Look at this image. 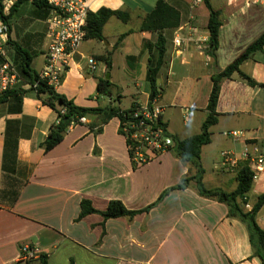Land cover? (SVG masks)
<instances>
[{
	"label": "crops",
	"instance_id": "obj_1",
	"mask_svg": "<svg viewBox=\"0 0 264 264\" xmlns=\"http://www.w3.org/2000/svg\"><path fill=\"white\" fill-rule=\"evenodd\" d=\"M165 1L181 13L178 28L191 19L196 26L194 41L179 52L173 42L178 28L165 31L167 55L157 80L163 120L173 138L184 140L201 132L213 76L264 33V7L247 0L219 1L216 7L211 0L222 22L219 48L213 55L202 0ZM157 2L88 0L92 12L103 7L119 10L130 16L126 25L133 16L138 22L134 28L118 32L113 42L107 31L120 20L113 17L103 29L105 40H84L57 91L85 108L117 106L118 102L127 110L134 101H151L147 73L150 60L158 56L157 33L141 32L140 28ZM18 22L17 13L10 26V39L17 43L14 25ZM46 32L47 25L44 48L32 62L39 73L48 44ZM124 34L127 36L120 39ZM7 44L8 35H0V63L7 59L15 64V51L10 49L7 56ZM107 56L110 69L102 60ZM89 58L97 62L95 72L89 68ZM240 69L257 85L251 86L238 74L221 82L218 122L211 128V142L201 151L205 186L229 193L238 187L237 173L223 166L221 153L231 151L240 163L247 146L257 145L264 153V51L243 62ZM108 74L113 84L111 98L97 89L99 79L107 80ZM141 78H146V89L138 83ZM29 87L28 79L20 76L16 88ZM127 96L132 97L131 105L122 108V98ZM16 106L13 97L0 104V264L19 262L23 245L38 247L49 264H263L255 254L247 225L231 218L227 205L200 196L192 186L171 191L148 214L133 220H107L104 235L102 216L93 214L77 221L83 199L91 200L98 210H105L112 200L122 201L130 210H140L184 177L195 175L197 169L172 151L135 167L117 117L98 134L91 129L97 117H87V124L69 129L59 145L46 151L44 145L57 122V113L34 93L22 97L19 113L11 111ZM231 131L240 132L239 137L225 136ZM15 191L19 196L13 203ZM263 193L261 173L247 196L250 208L244 203V210L252 211ZM257 223L264 229V206L257 213Z\"/></svg>",
	"mask_w": 264,
	"mask_h": 264
},
{
	"label": "trees",
	"instance_id": "obj_2",
	"mask_svg": "<svg viewBox=\"0 0 264 264\" xmlns=\"http://www.w3.org/2000/svg\"><path fill=\"white\" fill-rule=\"evenodd\" d=\"M202 2L203 10L208 15L207 31L210 36L209 50L211 54L214 55L219 48V33L222 26L220 12L213 7L211 0H202ZM27 3L34 5L39 11V16L47 20L50 15V9L45 0H17L10 14L7 16L3 14V7L0 1V21L5 23L8 27V42L17 54V64L15 65L19 71V76L26 77L30 86L29 89L14 87L0 99V104L6 102L9 97H13L15 98L17 106L11 108V111L13 110L14 112L16 111L19 113L21 111L22 97L28 93H34L44 105L52 108L57 113L58 119L57 122L51 126L48 140L44 145L46 151H50L64 140L71 124L78 123L81 117L96 116L97 121L91 124V129L98 134L103 130V126L111 119L116 117L122 118L123 112L126 110L121 109L119 106L112 105L98 108H85L78 106L73 100L59 93L56 87L50 85L46 79L41 78L39 72H37L32 66L34 55L36 54H33L27 48L17 42L11 41L10 39L11 21ZM113 17H116L123 22H128L130 19L127 12L111 10L105 7L99 9L97 12L90 11L87 18L85 40H105L103 29L107 22ZM194 23L195 22L192 21V24L196 27ZM180 24V11L175 9L165 0H158L155 9L145 17L141 25V32L157 33L155 47L158 56L155 60H150L147 73V81L150 84L152 99H155L159 95L157 80L167 55V38L165 36V31L176 29ZM125 36H127V34L122 35L120 39ZM260 51H264V33L226 69L213 76V88L209 98L208 115L201 127V132L184 140L174 138V145L172 146L171 151L181 161L185 163L192 162L197 169L195 175L184 177L179 184L163 192L156 202L140 210H130L119 200H112L108 203L105 210H98L94 207L91 200L83 199L81 202V213L77 221L93 214L102 216L103 223L101 225L104 235L105 222L107 220L119 218L133 220L138 215L148 214L153 208L157 207L171 191L184 190L192 186L200 196L227 205L229 208V216L231 218H237L247 225L250 234V241L255 250V254L264 264V229L257 223V213L264 206V193L259 196L258 202L252 211L247 212L243 207L245 203L243 199L251 192L254 182L253 172L249 168L248 163L245 161L239 163L238 168L236 169L238 187L234 192L230 193L221 189H211L206 187L203 183L204 169L201 165L202 148L211 142V128L218 122L216 108L221 91V82L224 79L231 78L234 74H238L248 84L256 86L257 83L250 76L242 72L240 66L243 62L252 58L253 55ZM102 58V60L106 62L107 68L110 69L112 63L109 60V57ZM112 87L113 84L110 80L99 79L97 83L98 92L103 96L112 94ZM16 148L17 145H15V154ZM18 196V192L15 191L12 201L13 203L16 202ZM37 261L38 264H49L48 257L44 253L40 254ZM32 262H24L20 260L16 264H31Z\"/></svg>",
	"mask_w": 264,
	"mask_h": 264
},
{
	"label": "built area",
	"instance_id": "obj_3",
	"mask_svg": "<svg viewBox=\"0 0 264 264\" xmlns=\"http://www.w3.org/2000/svg\"><path fill=\"white\" fill-rule=\"evenodd\" d=\"M3 14L9 15L17 0H0ZM50 15L46 20L47 47L44 54V67L39 73L41 78L57 88L64 80L65 75L75 64V57L85 40L87 18L90 12L88 0H45ZM264 7V0H247ZM8 27L0 21V35H7ZM196 28L191 22L176 30L174 46L177 51L194 41L193 34ZM6 57L4 52H1ZM88 65L92 72L97 70V62L94 58L88 59ZM20 76L16 65L5 59L0 63V99L17 86ZM163 107L158 102V97L142 103L134 101L129 109L123 112L119 130L125 137L135 167H141L152 159L171 151L174 138L169 133L163 120ZM87 117H81L78 123H72L70 128L79 124H87ZM240 132H226L225 136L238 138ZM223 166L230 171H236L239 159L231 151L221 153ZM244 161L248 163L253 172V181L264 173V153L257 145L247 146L244 150ZM245 207L250 208L247 197L243 199ZM41 251L38 247L23 245L21 247L20 260L32 262L39 259Z\"/></svg>",
	"mask_w": 264,
	"mask_h": 264
},
{
	"label": "rangeland",
	"instance_id": "obj_4",
	"mask_svg": "<svg viewBox=\"0 0 264 264\" xmlns=\"http://www.w3.org/2000/svg\"><path fill=\"white\" fill-rule=\"evenodd\" d=\"M192 1H189V3L191 4ZM219 1L220 3L222 1L223 4H226L228 2L227 0H212L214 6L216 7L220 6ZM194 10L196 11L198 10V8ZM194 10L192 9L193 12ZM38 13L39 11L34 5L27 3L18 12L19 22L15 23L14 25V30L16 33L15 38H17L18 43L21 44L23 47L27 48L28 50H30L33 54L40 53V51L44 48V44H45L44 32L46 29V24H45L46 19L41 18ZM133 17L134 18L129 25H126L124 22L117 20L119 24L112 26V28L107 31V34L110 36L111 41L113 42L117 41L118 32H124L125 30H127V28L129 27L134 28L136 26L138 22V17L137 16H133ZM10 49H13L11 45H9L8 49H5L7 56L10 54L9 53ZM16 56L17 54L15 53V64H17ZM138 83H141L143 89H146L148 87L146 78L138 79ZM131 101H132L131 96L124 97L122 98L120 106L122 108H128L131 105ZM116 104L117 106H119L118 102Z\"/></svg>",
	"mask_w": 264,
	"mask_h": 264
},
{
	"label": "water",
	"instance_id": "obj_5",
	"mask_svg": "<svg viewBox=\"0 0 264 264\" xmlns=\"http://www.w3.org/2000/svg\"><path fill=\"white\" fill-rule=\"evenodd\" d=\"M107 80H110V75L109 74L107 75ZM109 97L111 98L112 95L110 94Z\"/></svg>",
	"mask_w": 264,
	"mask_h": 264
}]
</instances>
